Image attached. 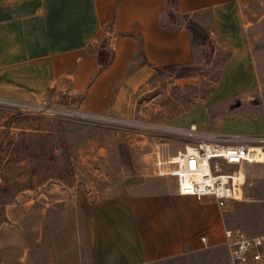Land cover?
<instances>
[{"label": "crops", "instance_id": "1", "mask_svg": "<svg viewBox=\"0 0 264 264\" xmlns=\"http://www.w3.org/2000/svg\"><path fill=\"white\" fill-rule=\"evenodd\" d=\"M250 1L177 0L180 11L207 29L212 47L228 51L206 97L209 102H231L260 88L242 19V8ZM164 5L165 0H0V96L33 102L59 94L74 97L78 110L87 116L134 121L136 93L155 75L153 65L194 61L186 30L160 24ZM102 32L109 34L112 57L96 71L107 50L87 48ZM119 32L139 33L148 64L126 70L138 38ZM257 99L255 104L240 100L238 110L216 116L214 132L263 133L264 96ZM201 109L196 100L176 119L196 125ZM137 142L146 144L142 137ZM172 179L171 187L160 190L80 199L78 216L94 264H147L176 257L201 243L203 232L207 234L203 246L220 249L229 264L222 227L256 234L248 233L256 231L253 227H239L225 216L229 204L220 212L210 197L196 200L177 193ZM29 246H36V241L21 245L17 264H32ZM55 260L51 264L78 263L80 247H70ZM39 262L45 264L42 249Z\"/></svg>", "mask_w": 264, "mask_h": 264}, {"label": "rangeland", "instance_id": "2", "mask_svg": "<svg viewBox=\"0 0 264 264\" xmlns=\"http://www.w3.org/2000/svg\"><path fill=\"white\" fill-rule=\"evenodd\" d=\"M242 19L260 83V88L251 94L263 97L264 0L246 4ZM192 47L194 61L189 64V74L155 73L147 88L136 93L133 119L143 124V135L133 129L136 126L130 124L132 119L111 123L83 114L74 104V97L57 94L33 101H43L50 108L48 112L32 111L33 105L24 107L0 100V182L5 176L23 183L0 206V264H17L21 245L32 241H36V246L28 249L33 252L32 264H42L41 249L45 264H51L74 246L80 247V261L76 264H90L86 235L78 216L81 198L139 194L173 185L171 176L153 173L148 150L156 144L163 155L173 154L189 144L176 131L188 124L176 119V114L197 100L202 109L196 127L201 133H210L216 131V116L239 109L235 107L238 104L233 105L235 100L219 104L206 99L228 51L213 48L209 37L204 45ZM139 137L145 138L146 144L138 143ZM40 146L44 152L39 150ZM51 146L57 156L49 159ZM13 147L17 149L14 154L9 152ZM41 154L46 158L44 163L38 160ZM234 169L241 174L242 195L240 200L228 203L225 216L239 227L256 229L248 233L264 231V164L226 166V170ZM203 245L195 243L184 254L147 264H227L220 249Z\"/></svg>", "mask_w": 264, "mask_h": 264}, {"label": "built area", "instance_id": "3", "mask_svg": "<svg viewBox=\"0 0 264 264\" xmlns=\"http://www.w3.org/2000/svg\"><path fill=\"white\" fill-rule=\"evenodd\" d=\"M1 102L19 104L46 112L43 101L27 102L1 98ZM5 100V101H2ZM29 110V109H26ZM100 120L99 114L92 115ZM111 123L117 122L107 119ZM140 135L143 124L132 121ZM189 141L173 154L163 155L156 144L150 146L151 168L158 176L174 177L176 191L190 194L196 200L203 196L213 199L220 212L225 211L230 200L241 196V174L238 169L226 170L227 165L264 163V132L243 134L238 132L201 133L195 124L176 129ZM222 243L226 248L230 264H264V232L247 234L238 228L222 227ZM207 234L199 235L205 243Z\"/></svg>", "mask_w": 264, "mask_h": 264}, {"label": "trees", "instance_id": "4", "mask_svg": "<svg viewBox=\"0 0 264 264\" xmlns=\"http://www.w3.org/2000/svg\"><path fill=\"white\" fill-rule=\"evenodd\" d=\"M159 18H160L159 19L160 24L165 28H168V29H174V28H179V27L184 28L186 32L188 33V40H189L191 47L193 45H204L205 44L206 39L208 37L207 30L202 25H200L198 22H196L194 19H192L187 13L180 11L177 5V0H165V5L162 11L160 12ZM106 25L108 26L107 30L110 33L111 32L110 24L108 23ZM119 33L120 34H134V36L138 38L136 48L133 52L132 61L128 64L126 70L127 71L130 70V68H132L134 65L139 64V63L148 64L149 62L145 58L144 53H143L142 40L139 36V33L138 32H135V33L119 32ZM108 36L109 34L105 35L102 32L100 37H98L97 42H93L87 48V50L92 49V48H96V49L105 48L107 50L105 57L100 60L98 59L96 71L104 67L110 61L112 57V50L110 49V47L107 46ZM87 50H85L84 53ZM193 50L194 49L192 47V51ZM153 67H154V71L156 74H159L160 72H163V71L174 72L177 76L189 74V70H188L189 64H164V65H153ZM30 134L32 135V133ZM45 135L47 136V134H44V135L38 134V137L45 136ZM37 141L38 139L34 142L36 143ZM21 147L19 146V148ZM16 150H17L16 147H13V149H10L9 152L11 151L14 154L15 152H17ZM39 150L44 152V149L41 146ZM48 151L49 153L47 155V158L50 159V158H54L53 156H57V155H54L52 146L49 147ZM41 155L42 156H40L38 160L44 163L46 158H43L44 156L43 154ZM22 184L23 183L21 181H18L16 179H9L5 176L4 177L2 176V182H0V196H1L0 206H2L3 203L6 202L8 198H10L15 193L16 190L21 189ZM90 264H94L92 256H90Z\"/></svg>", "mask_w": 264, "mask_h": 264}, {"label": "water", "instance_id": "5", "mask_svg": "<svg viewBox=\"0 0 264 264\" xmlns=\"http://www.w3.org/2000/svg\"><path fill=\"white\" fill-rule=\"evenodd\" d=\"M240 100H246V101H248L249 103H252V104H255V103L258 102L257 98L246 94V95H242L240 98L236 99L234 101L233 105H237L240 102ZM99 151H102V148H100Z\"/></svg>", "mask_w": 264, "mask_h": 264}]
</instances>
